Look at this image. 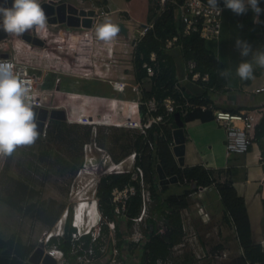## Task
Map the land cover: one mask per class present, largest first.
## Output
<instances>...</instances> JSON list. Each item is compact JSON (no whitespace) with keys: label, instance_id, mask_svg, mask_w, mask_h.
Wrapping results in <instances>:
<instances>
[{"label":"rangeland","instance_id":"rangeland-1","mask_svg":"<svg viewBox=\"0 0 264 264\" xmlns=\"http://www.w3.org/2000/svg\"><path fill=\"white\" fill-rule=\"evenodd\" d=\"M123 3V5L120 3L121 5L119 4V6L122 8L125 7L129 16L135 15V12L140 14L141 19H135L137 20L135 22L138 23L143 22L141 20L146 18L150 3H153L151 7L154 14L156 11H160L158 4L155 3V0H132L130 3H127L126 0H124ZM232 15L233 17L235 16L231 10L225 7L222 8L220 16V33L216 39L206 40L205 43L206 47L215 56L218 51L222 61L221 64L224 68H231L234 72L235 67L238 66L242 59H248L240 56L239 51L234 46L235 40L238 37L247 40L252 45L253 49L261 47L255 36L257 34L256 31H259L262 26L259 22H253V25L243 26V33L241 34H249L248 37L244 38L239 35L237 36L236 34L234 35L233 26L231 27V25H233V21L231 20ZM135 22L125 21L124 24L128 26L129 30ZM234 24H236L235 17ZM59 26H64L66 30L70 29V27L64 23L58 25L48 24L46 29L52 30L53 28H58ZM38 30L39 29H36V31ZM30 33L33 32L30 31ZM62 41L65 40L62 39L61 42ZM100 44L104 48H102L100 52L97 48L95 55L96 59L102 63L100 57H105V53L108 54L109 46L112 48L111 57L113 54V46L112 43L101 42ZM113 44L116 46L117 41L113 42ZM168 50L173 53L175 64L181 68L182 56L179 47L173 46ZM63 56H65L64 53ZM127 57H129V54L128 56L122 58L124 63L129 60ZM70 60L75 62L74 58L71 56ZM107 62L109 70L110 61L107 60ZM71 64L73 65L72 62ZM75 67H78L76 63ZM72 70H75V68ZM94 70L95 73L91 78L98 76L99 80L103 82L93 80L90 81L89 86L93 89L97 88L101 94H105L100 96H109L112 89L110 91L108 85L110 88L111 85L108 83L107 79L114 78L107 75L108 70L106 74H103L96 68ZM261 71L262 70L259 68H256L255 73ZM234 77L235 75L229 78L227 87L219 90V94L215 92L216 89H207V95L213 100L218 108H226L233 105L235 106L232 99L235 98L239 92H232ZM117 79L128 81L122 78ZM55 80H58V84L61 88L68 89L75 88L74 86H77L76 84L78 82V78L76 77H68L62 73L51 74L50 72H47L44 86L53 85ZM144 80L149 82L146 78H144ZM146 81H144V84L148 86L149 83ZM128 82L133 83L134 81L129 80ZM182 82L187 87H190L191 83H189V81L183 80ZM139 87L142 90L147 89L146 87H143L141 83ZM203 87V84L199 86L201 92L203 91ZM196 90H198V86H196ZM87 94L92 93L88 92ZM122 94L128 96L129 98L136 99L141 95V91L135 90L130 85H127L124 87ZM262 98H264V92L255 95V98L251 100L253 106L255 107ZM123 99L125 98L123 97ZM86 100L91 99L88 97ZM94 110L96 116L102 114L100 110ZM112 110H116L118 112V104H116ZM174 116L176 118V126H180L181 123L178 115L175 114ZM49 120V126L44 135H42L40 129H38L39 138L34 144L19 146L12 153V155L0 158V238L4 240L10 239L12 240V243L20 241V243L24 244L28 248L41 241L44 232H46L51 227L54 220L61 215L64 206H71V203L73 202L76 206V201H80L79 199L84 200L82 202L83 204L91 203L85 200V197L88 199L93 198L91 190L95 186L97 172L95 170H87L86 166L90 167L92 165L93 167L96 165L97 168H99L104 159H107V161L109 159L114 161L115 158L119 159V157L121 158L126 156L132 147L131 141L137 133L135 129L117 125L94 124L95 128L93 130V127L87 124L66 122L61 119L64 122H61L59 125L56 124V121L52 118ZM89 131L90 134L88 133ZM89 142L92 146L91 150L94 152L91 164L86 161L88 158H85V151H87L88 147L86 143ZM149 151H151V149L141 147L140 150H136V154H139L140 160L145 162L147 159L145 155H147ZM230 155L229 163H235V159L237 157H241L243 153L234 152ZM122 163H125L124 165L126 166L129 163V158L123 157L121 164ZM83 165H85V170L82 169L80 171ZM222 175L220 174L217 176L220 181L226 179L225 177H222ZM143 183L144 187L148 188V184H146L147 182L145 180ZM164 183H167L166 187L163 190L158 191V196L160 198L165 197L167 194L181 193L185 188L192 187V183L185 184L171 181ZM212 186L210 188L205 187L209 190L203 194L209 196V199L203 198V202L208 206H219V197L213 190L215 187ZM212 190L213 194H210L212 193ZM191 194L192 193L189 194L188 192L186 195V201L189 204V208L182 210L180 214L181 220H183L182 224L184 225L182 227V233L178 238L181 242L180 245L174 247L172 245L170 248V260L172 262L174 261L175 264H235L234 262H231L232 260H235L234 258H237V256H235L236 252L234 247H231L234 245L233 241L235 240L233 223L231 221H229L230 224L227 223L229 224L228 232L226 228L220 230L219 225L213 227L215 224L214 221H217L222 217V211L219 210L220 213H217L216 218L212 215L208 216V222H206V225L203 224L202 221L206 220V218L202 216L203 211L199 212V217L197 218L193 212L194 209L190 207V205L194 204L199 198H190ZM145 200L146 205L144 215L140 220L133 221V224H131L132 227L129 229V232H133V234H137L139 236L135 245H132V250L134 251L132 259H136L133 263L131 257H127L125 260L126 262L124 261V263L122 262L121 264H136L140 251L139 248L141 247L142 242L141 237H145L143 231L146 227L145 218L148 215L155 218L157 225L162 226V230L159 235L162 234L163 230L166 231L167 228H176L175 223L170 222L168 218L166 219L161 216V214L151 211V207L155 203V199H151V197L148 196ZM154 210L156 209L154 208ZM189 218L193 219V221H190ZM210 218L212 219L210 220ZM223 221L225 222L224 219ZM226 233H231V235L227 234L225 236ZM223 237L226 238V241H228V246L221 244L223 243ZM125 246L126 244H123L124 252L127 250L125 249ZM177 247H180L179 250ZM226 248L231 249L230 254H224ZM201 249L203 252H201ZM175 251H179V254L175 253ZM89 264H99V262L92 260Z\"/></svg>","mask_w":264,"mask_h":264},{"label":"built area","instance_id":"built-area-1","mask_svg":"<svg viewBox=\"0 0 264 264\" xmlns=\"http://www.w3.org/2000/svg\"><path fill=\"white\" fill-rule=\"evenodd\" d=\"M46 3V9L51 10L46 12L48 17V24L58 25L61 23L66 24L69 27L75 26H91L96 22L97 17L100 14H105V8L102 5H95L90 3V0H75V2L69 0H43ZM86 1L88 2L85 3ZM12 0H8L9 3ZM158 4V8L161 11L167 5H171L174 11V15L182 22V27L179 32L166 36L162 41V47L169 49L173 46L181 49V43L179 42V36H186L192 32L198 34L199 37L204 40H214L220 33L221 28V13L217 16L213 11L207 7L206 0H155ZM4 4V0H0V5ZM222 9L224 4H219ZM264 9V7L262 8ZM159 11V12H160ZM152 27V22H140L137 23L132 34L133 42L135 43L140 37ZM33 33H29L28 41L32 42L34 37H39L36 34V29L32 30ZM0 53L6 51V42L8 34L3 30H0ZM25 38V36H24ZM26 39V38H25ZM97 48L100 52L102 45H98L92 50L91 61H96ZM112 48L109 46L108 54L111 55ZM95 52V53H94ZM6 55L0 54V60H9L15 65V71L19 78L24 81H28L31 84L33 92L34 110L37 113L38 121H41L40 132L45 134L48 129L51 118H60L66 122H75L78 124H87L95 128L94 124L114 125L122 126L125 128L135 129L136 134H141L142 138L146 137V128L151 124H166V127L173 131L172 121L175 114L185 115L194 109H210L213 114V121L223 129V146L225 154L230 153H245L253 140L252 128L254 127V120L252 114L254 110H227L222 108H216L211 102L195 103L188 100L182 81L187 80L191 84H198V82H205L208 80V73L206 71L200 72L195 69L196 61L193 57L185 58L183 69L173 81V89L177 93V98L171 95H165L161 99H157L154 96L143 97L140 81L136 80L133 83L120 80V79H107L111 85L112 93L109 96H100L97 94H87L73 89H64L58 86V81L55 80L53 85L44 86L47 72L50 69L43 65H36L28 61H21L16 58L13 53L8 50ZM104 67L108 68V62L105 57H100ZM149 60L156 63L157 56L156 51L151 50L149 52ZM146 75L144 78L150 82L153 80L156 72L152 65H145ZM55 71V70H54ZM95 70L91 69V73H74L79 77H92ZM154 73V76L152 75ZM130 85L133 89L141 91V95L135 98H129L122 94L124 87ZM264 90V84H260L252 88V92H260ZM89 97L91 100H86ZM123 97L125 99H123ZM179 99V100H177ZM80 101V102H79ZM118 104V112L112 110L115 105ZM100 110L102 114L96 116L95 110ZM161 109L160 111H158ZM104 111V112H103ZM157 135L160 136L158 132ZM148 146L146 148L151 149V142L146 140ZM175 144L174 137L169 142V148L173 150ZM87 151H85L86 161L90 164L94 157L92 152L91 143H86ZM141 148V147H140ZM142 148H145L143 146ZM140 150V149H139ZM139 155V154H138ZM135 151H131L126 157L130 158L129 163L125 166V163L121 164L122 159L114 162L112 160L104 159L97 168L92 165L86 166L87 170H95L97 172L95 183L99 181V178L107 173L111 172H126L129 171L131 178L138 180L139 192L142 199L141 210L136 215L131 217V224L133 221H138L144 215L146 200L149 196L148 188L144 187L143 171L142 167L134 161ZM175 156V155H174ZM1 158V157H0ZM176 158V156H175ZM86 165V163H85ZM173 175V174H172ZM170 175H165L168 177ZM146 181V180H145ZM148 184V182L146 183ZM149 185V184H148ZM200 187V186H199ZM136 191L135 184L125 183L122 187L113 186L110 190V202L112 205V212L115 217H123L125 213V206L128 198ZM96 186L93 187L91 193L92 199L85 197V200L90 201L89 209L84 210L81 200V204L78 205L80 215L79 218L84 221L80 227L74 223L75 204L71 203L72 212L69 218L70 224V249L69 252L74 256L75 262L79 264H85V262L97 259L99 264H121L123 262L121 255V247L123 244L133 240L135 243L139 236L129 232L132 227L130 224L129 229L122 236V246L118 248L116 241V228L114 222L109 218L107 214H104L98 205ZM83 198V197H82ZM85 204V203H84ZM81 206V207H80ZM91 208V209H90ZM62 215V216H61ZM61 217L56 218L51 227L44 232L41 241L36 244L31 251L28 252L22 264H31L28 257L32 251L40 247L41 252L36 254L37 261L34 264H69L67 258L64 255L63 250L58 246V240L51 241L50 237L61 236L63 234V227L67 216V205L61 213ZM202 216L206 218L205 214ZM87 234L89 240L84 245L83 236ZM134 235V236H133ZM144 241L141 242V245ZM84 245L83 250L79 252L80 247ZM239 255L242 254V249H239ZM224 253V252H223ZM226 254V252L224 253ZM103 262V263H102ZM155 264H173L170 257H157Z\"/></svg>","mask_w":264,"mask_h":264},{"label":"trees","instance_id":"trees-1","mask_svg":"<svg viewBox=\"0 0 264 264\" xmlns=\"http://www.w3.org/2000/svg\"><path fill=\"white\" fill-rule=\"evenodd\" d=\"M176 1L180 2L181 0ZM219 4H223V0H219ZM259 4L264 6V0H259ZM181 27V20L177 19L174 15L172 6L167 5L153 18L152 27L135 42L132 59L136 70V79H140L146 74V64L152 65L155 70L158 69L155 76L154 73H152L154 77L150 89L147 91H142L143 97L154 95L157 99H161L163 96L170 94L177 98V93H175L172 88V81L175 79V72L180 68H178V65L174 62L173 53L162 47V41L166 36H170L171 34L179 32ZM65 32L66 29L64 26H59L56 28V46H54L52 49L56 56H59L61 53L62 49L60 44ZM9 41L17 50L18 60L33 62V58H27L23 55V53H25L24 51L29 49V46H21L19 36L10 34ZM205 41L206 40L199 37L195 32H192L186 36H179L182 60L193 57L196 61L195 69L199 70L200 72L206 71L208 73V80L205 82H198V84H192L195 87L198 86V90L194 88L190 90L186 87L185 94L188 100L191 102L207 104L211 101L207 95V89H219L221 86L225 85V79L218 76V70L221 68V65L220 63H217L214 54L206 47ZM49 49H51V46H49ZM151 50L156 51V63H153L151 60H149V52ZM30 54L32 56L31 52ZM84 69L85 71L83 68H81L80 71H84L85 73L88 72V65H86ZM201 84L204 85L202 92L199 89ZM215 107L218 108L217 106ZM160 110L161 109L158 111ZM193 118H198L201 121H207L213 119V114L210 109L206 108L201 110L198 108L188 112L187 115L183 116V120H190ZM53 120H55L56 124L59 125L61 122H64L60 118H54ZM260 122V129L259 131H255V136L257 135L259 138H262L264 137V114L261 116ZM183 131L185 134V129H183ZM158 132L160 133V136L157 135ZM146 134L147 135L144 138H142L141 134H136L133 137L131 145L134 147V149H140V147L148 146L145 139L151 142V151L145 155L147 157L145 162H142L140 160V156L136 155V161H138V164L143 169V178L149 184V196L151 199H155V203L151 207V211L161 214V216L165 217L166 219L168 218L170 222L175 223L177 227L178 210L188 205L186 201L187 193L190 190L198 188L199 186L204 187L207 185H213L219 194L222 205L223 219L225 222L231 221L233 223L237 241L242 249V254L237 258H234L235 260H232L231 262H234L235 264H264V253L261 250L260 244L253 243L251 239V228L243 197L236 193L235 188L229 179L220 181L217 178V176L220 175V172H222V169L219 167L213 168L205 166L201 163L179 165L174 157L173 152L169 148L171 133L170 129L166 127V124H151L150 127L146 128ZM263 151L264 149H261V152ZM155 163L159 164L165 175L175 174L177 177L175 182H181L185 184L192 183V187L185 188L181 193L167 194L165 197L160 198L158 196V191L163 190L167 184L163 182L159 183L157 180V175L155 174ZM84 167L85 165H83L81 168L85 169ZM125 183L135 184L136 191L128 198L123 218L118 220L112 212L110 190L113 186L122 187ZM138 188V180L132 179L129 171L104 174L99 178V182L97 183L96 194L98 197V205L101 211L104 214H107L114 222L117 236L116 244L118 248L121 247L122 236L128 231L132 222L131 217L136 216L141 210L142 199ZM154 208L156 210H154ZM70 217L71 206L68 205L67 216L63 227V234L57 238L55 236L50 237L49 242L58 240V246L63 250L64 255L73 260L74 256L69 252V230L71 228L69 224ZM145 221L147 225L144 229V234L149 238L141 245V254L138 255L136 264H155V259L157 257H163L168 253V246L170 241L173 239L174 229L167 228L166 231L163 230L162 234L159 235L160 231L162 230V226L156 224L155 218L151 215H148L145 218ZM83 239L84 245H86L89 240V236L85 234ZM10 242V239L4 240L0 238V247H4ZM84 245L80 247L79 252L83 250ZM10 246L11 245L7 246V250ZM131 248L132 247H129L130 250ZM20 249H22L21 246L20 248L17 247V252L21 253ZM120 250L124 263L128 257L127 254L131 253V251L125 250L124 252L122 247ZM13 263L14 262L9 261L3 255H0V264Z\"/></svg>","mask_w":264,"mask_h":264},{"label":"crops","instance_id":"crops-1","mask_svg":"<svg viewBox=\"0 0 264 264\" xmlns=\"http://www.w3.org/2000/svg\"><path fill=\"white\" fill-rule=\"evenodd\" d=\"M69 1L75 2V0H69ZM123 1L124 0H90L89 1L90 3H94L95 5H102V7L106 9L105 14L103 15L100 14L97 17L96 22L89 27L78 25L75 27H70V29H67L63 36V39L65 41H62L60 44L62 50L59 56H56L55 53L52 51L53 47L56 46L55 44V38L57 37L56 28H53L52 30L44 29V30L36 31V34L39 36L38 39L41 40L40 44L30 42L27 39H25L23 36H19V40L21 43L20 45L29 46V49L24 51L25 53H23V55L26 56L27 58L28 57L33 58V62L31 63L48 67V69H50L49 72L51 74L62 73L68 77L78 78V82L76 84L77 86H74L75 88H70V89L80 91L83 93L91 92L97 95H105L103 93L101 94V92L98 91L97 88L93 89L91 88V86H89L90 81H93V80L101 81L99 80L98 76H96L95 78L84 77V76L79 78V76H75L74 73H85L84 67L88 65L89 71L86 72L87 74H90L91 69H95V68L98 69V71L102 72L103 74H106L108 68L106 69L103 63H100L98 60L92 62L91 56H92V50H94L98 45H101L100 43L103 42L96 38L95 28L97 25L103 23L105 17L108 16L117 25L119 23H122V25L125 27V33L120 30V33L115 38V40L110 42L112 43V46H113L112 56L110 57L109 55H106L105 53V56H106L105 59L110 61L109 63L110 69L108 70L107 75H109L111 78H114V79L122 78L128 81L129 80L130 81L139 80L141 85L147 88L145 91L149 90L151 87V84L153 83V80L151 82L144 80V76L146 74L142 78L136 79L135 77L136 70L133 64V59H132L134 44H135L132 39V34L134 33V28L136 24L138 23V22H135L137 21L135 19H141V16L137 12H135V15L129 16L127 11L125 10V7L122 8L121 6H119L120 3H122V5L124 4ZM131 1L132 0H126L127 3H130ZM87 2L88 1H86L85 3ZM152 4L153 3H150L149 11L147 12L146 18L141 21L152 22L153 18L159 13V11H156L154 14V12L152 11V7H151ZM234 17L236 20V24H234ZM234 17L233 15L231 16V20L233 21V25H231V27L233 26L234 35L236 34L237 36L239 35L244 38L248 37L249 34L244 35L241 33H243V26L253 25V22H254L253 12L249 10L247 14H243L240 16L235 14ZM125 21L135 22V24H132L131 28L128 30V26L124 24ZM260 24L262 27L259 29V31H256L257 34L255 37L258 40L260 46H264V43L262 41V37L264 35V25L262 23ZM9 35L10 34H8V38L6 39L7 44H6L5 52H7L8 50L10 53H13L17 58L18 57L17 50L15 49L14 45L10 43ZM116 41H117V44L115 46L113 42H116ZM128 41H129V44H128ZM49 46H51V49H49ZM30 52L32 53V56ZM63 53L65 56H63ZM128 54H129V57L127 58L129 60L126 63H124L122 61V58L128 56ZM70 56L74 58L75 62L70 60ZM71 62L73 63V65L71 64ZM75 63L78 65V67H75ZM184 63H185V60H182L181 68H180L181 70L183 69ZM220 65H221V68H224V66L221 63ZM74 68L75 70H72ZM81 68H83L84 71H80ZM180 69H177V71L175 72V77L177 76V74L181 72ZM260 70L262 71L258 73L256 72L257 74L254 73L255 79H252L249 81H241L240 79L234 77L233 78L234 86L230 82L233 88L232 92H239V94L235 98L232 99V102L235 103V106L233 105V106H228L226 108H222V109H227V110H232V111L249 110V109L254 110V112L251 113L253 120H254L253 122L255 123L254 127L252 128V134L254 138L248 150L245 153H243L241 157H237L235 159V163H229V158L231 156L230 155L231 153L228 155L225 154L224 146H223L224 133H223V129L220 126H218V124H216L213 120L201 121L198 118H193L190 120H183L184 115H181L178 113L177 114L182 118L180 123L183 129H185L186 131V133L184 134L185 140H184L183 163L182 164L191 165L195 163H201L205 166H209L213 168L219 167L220 169H222V172H220L221 175L223 174L222 177L229 179L232 185L234 186L236 193L243 197L244 204L246 206L247 215L249 218L250 228H251V239L253 243L260 244L261 250L264 253V151L261 152V149H264V137L259 138L257 135L255 136V131H259L260 129L259 128L261 124L260 118L264 114V98H262L261 101H259V103L255 107L253 106V103L251 102V100L255 98V95L264 92V90L260 92H252L253 87H256L260 84H264V69H260ZM144 81L149 83L148 86L144 84ZM228 82H229L228 80H225V85L221 86L219 89H216L215 92L219 94V90H222L224 89V87H227ZM183 86L187 87L185 84H183ZM108 87L111 91V88L109 85ZM187 88H189L190 90L192 88L196 89V87L191 84H190V87H187ZM64 89H68V88H64ZM150 96H154V95H150ZM210 102L212 103L213 106H217L213 102L212 99ZM175 122H176V118L174 117V120L172 121V124H171L172 127H175L177 125ZM170 133H171V130H170ZM89 134H90V131H89ZM172 138H173V133H171V139ZM132 149H134L133 146L130 148V151H128L127 154H129L132 151ZM171 151L173 152V150ZM119 159L115 158L114 161H118ZM135 162L138 163V161H136V157H135ZM182 164H179V165H182ZM155 174L157 175V180L159 181L158 172L156 170V163H155ZM211 186L212 185L198 187L196 189L189 191V194L192 193L190 195V198H193V199L199 198L197 199V201H195L194 204L190 205V207L194 209L193 212L197 218L199 217L198 215L199 212L203 211V213L206 216V220L202 222L205 225H206V222H208L209 220L208 216L212 215L214 218H216L217 213L218 212L220 213V211H222L221 202L219 206H213V205L208 206L203 202L204 201L203 198L209 199V196H206L203 194L204 192L209 190L208 188H205V187L210 188ZM213 190L215 191V193H217L215 188ZM213 190H212V193L210 194H213ZM217 195L219 197L218 193ZM188 208H189V204L187 207H183L182 209L178 211V217H177L178 225L174 229L173 239L170 241L169 246H168V253L163 257H167L170 255V248L172 247V245L173 247L180 245L181 241L178 238L180 237L182 233V227L184 226L182 224L183 220H181L180 214L182 210H185ZM222 215H223V212H222ZM222 217L221 219L214 221L215 224L213 225V227L216 225H219L220 230L226 228L228 232L230 223L224 222ZM116 218L121 219L123 217H116ZM191 218H192V215H191ZM211 219L212 218H210V220ZM189 220L193 221V219H190V218ZM227 234L231 235V233H226L225 236ZM144 236L145 237L144 238L141 237V239L142 241L145 242L148 240L149 237H147L145 234ZM175 238L178 240H176ZM222 242H223L221 243L222 245L228 246L229 244L227 243L228 241H226V238L224 237H223ZM11 243H12V240L9 244H6V246L0 247V255H3L9 261L14 262L13 264H22V259H24V256H26L28 252L31 251L33 247L36 245L35 243L33 246L28 248L24 244L20 243V241L12 243V245ZM233 244L234 245H232L231 247H234L235 252H236L235 256L238 257L239 255L238 251L241 247L237 241L236 234H235V240L233 241ZM8 245H11V246L7 250ZM132 245H135V243H133L132 241L127 242L125 249L129 251L130 250L129 247H132ZM20 246L22 247V249H20L21 253L17 252L16 250L17 247L20 248ZM179 248L180 247H177L178 250ZM122 250H123V246H122ZM130 251L131 253L127 255L128 257H131V260L134 263L136 259V258L132 259V255H134V251L132 250V248ZM230 251L231 249L229 248L225 249V252L227 254H230L231 253ZM201 252H203L202 249H201ZM175 253L179 254V251H175ZM140 254L141 253L139 251V255ZM65 257L67 258L69 264H79L75 262L74 258L72 260V259H69V257H67L66 255ZM94 260H97V259H94ZM89 262H85V264H89ZM173 264H175L174 261H173Z\"/></svg>","mask_w":264,"mask_h":264},{"label":"clouds","instance_id":"clouds-1","mask_svg":"<svg viewBox=\"0 0 264 264\" xmlns=\"http://www.w3.org/2000/svg\"><path fill=\"white\" fill-rule=\"evenodd\" d=\"M223 4L236 15L247 14L251 10L254 22H259V16L264 12V6L259 5V0H223ZM207 7L217 16L222 12L219 0H207ZM47 25L48 17L40 0H12L10 6L8 0H4V4L0 5V30L7 34L22 36L34 29L44 30ZM119 33L120 26L108 16L95 28L96 38L105 43L114 41ZM234 46L242 58L248 59H242L234 72L228 67L220 68L218 76L225 80L233 75L241 81L255 79L256 68L264 69V46L253 49L247 40L239 37ZM215 58L218 64L222 62L218 51ZM178 117L181 122L182 118ZM38 138V116L34 110L31 84L19 78L11 61L0 60V157L12 155L19 146L34 144ZM133 150L135 161L136 150L139 149Z\"/></svg>","mask_w":264,"mask_h":264},{"label":"water","instance_id":"water-1","mask_svg":"<svg viewBox=\"0 0 264 264\" xmlns=\"http://www.w3.org/2000/svg\"><path fill=\"white\" fill-rule=\"evenodd\" d=\"M11 3L12 2H10L9 5H11ZM40 3H41V6H42L43 10L45 11V13L51 11V10H47L46 9V3L44 1H41ZM259 22L264 25V12H262L260 14ZM118 25L120 26V30L125 33V27L122 25V23H119ZM22 36L23 37L25 36L26 39L30 38L29 37L30 36L29 33H24ZM0 38H1V35H0ZM262 41L264 43V35L262 37ZM32 42L40 44L41 40L38 39L37 37H34ZM0 54L3 55V56L6 55L5 52H1ZM38 129H41V121H38ZM172 133H173V137H174V141H175V144L173 145V154L176 156L178 163L182 164L183 163L184 140H185L183 127L182 126H178V127L173 128ZM156 170L158 172V177H159V182L160 183L168 182V181L174 182V181L177 180V177H176L175 174L170 175L168 177H165V174L161 170V168H160L158 163H156ZM40 252H41V248L40 247H37V248H35L32 251V253L28 257V259L31 262V264L36 263V261H37L36 254L40 253ZM51 264H54V262L52 261Z\"/></svg>","mask_w":264,"mask_h":264},{"label":"bare ground","instance_id":"bare-ground-1","mask_svg":"<svg viewBox=\"0 0 264 264\" xmlns=\"http://www.w3.org/2000/svg\"><path fill=\"white\" fill-rule=\"evenodd\" d=\"M82 170V168L80 169V171ZM85 170V169H84ZM80 171H79V173H80ZM80 201H76V206H75V213H74V223L77 225V226H81L82 224H84V221H82V219H80L79 218V216H78V214L80 215V210H79V212L77 211L78 210V205L79 204H81V199H79ZM84 201V200H83ZM82 201V202H83ZM88 201V200H87ZM90 202V201H89ZM88 202V203H89ZM83 204V203H82ZM81 207V206H80ZM89 207H90V204H83V208H84V210L86 209V208H88L89 209ZM91 209V208H90ZM84 220H85V218H84Z\"/></svg>","mask_w":264,"mask_h":264}]
</instances>
